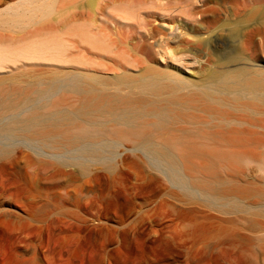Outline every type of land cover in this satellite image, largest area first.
<instances>
[{
	"label": "bare ground",
	"instance_id": "obj_1",
	"mask_svg": "<svg viewBox=\"0 0 264 264\" xmlns=\"http://www.w3.org/2000/svg\"><path fill=\"white\" fill-rule=\"evenodd\" d=\"M256 2L213 28L223 19L215 0H0V206L15 197L12 180L33 186L61 158L87 173L88 163L112 170L125 153L143 155L233 216L195 211L198 248L228 245L242 264H264V0ZM225 36L233 47L218 46ZM147 186L157 194L156 179ZM124 202L107 213H131Z\"/></svg>",
	"mask_w": 264,
	"mask_h": 264
},
{
	"label": "rangeland",
	"instance_id": "obj_2",
	"mask_svg": "<svg viewBox=\"0 0 264 264\" xmlns=\"http://www.w3.org/2000/svg\"><path fill=\"white\" fill-rule=\"evenodd\" d=\"M215 2L223 19L213 28L224 20L240 21L258 4ZM217 43L220 48L233 47L228 36L217 37ZM11 150L21 155L25 149L15 145ZM72 163L68 158L57 160L33 186L23 177L12 180L15 197H7L0 206L5 212L0 219V264H242L228 245L206 244L201 250L194 241L195 211L216 220L233 216L188 194L145 156L125 153L116 158L112 170L88 163L87 173ZM150 177L156 179L157 194L143 188ZM124 190L127 193L121 195ZM117 200L131 205V213H107ZM206 234L203 229L200 235Z\"/></svg>",
	"mask_w": 264,
	"mask_h": 264
}]
</instances>
